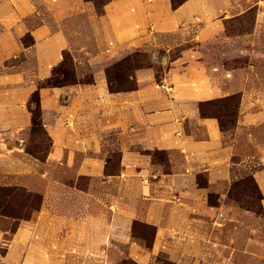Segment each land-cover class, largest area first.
<instances>
[{
	"label": "crops",
	"instance_id": "obj_1",
	"mask_svg": "<svg viewBox=\"0 0 264 264\" xmlns=\"http://www.w3.org/2000/svg\"><path fill=\"white\" fill-rule=\"evenodd\" d=\"M247 2L186 0L175 7L171 0H111L97 15L85 0H1L0 187H24L29 180L22 141L31 126L26 104L36 91L52 144L57 143L58 124L69 132L60 144L69 153V163L81 159L79 168L74 166L79 176H100L103 157L118 153L121 170L112 178L135 181L132 193L142 196L145 206L128 212L131 224L136 220L153 227L154 236L149 247L132 238L127 242V256L133 263L160 264L158 257L165 256L171 264H264L263 236H247L242 248L235 246L233 230L239 224L227 218L234 208L225 202L233 178L231 160L240 154L239 136L247 127L264 125V108L252 111L238 91L241 105L239 101L229 131L222 129L219 119L201 112L202 105L238 94L236 72H229L234 76L225 81L219 68L207 69L201 51L223 33V21ZM40 6L50 11L51 22H46ZM89 29L97 36L96 50L95 45L91 49L72 38ZM27 34L32 39L29 46L22 43ZM191 43L193 48L185 47ZM176 48L181 50L171 58L168 53ZM137 50L147 54L152 67L133 71V88L111 91L105 66L102 71L95 67ZM65 51L72 54L77 70L86 65L92 84L34 89L31 85L52 76ZM157 65L166 67L160 80ZM154 152L167 156L166 169ZM261 152V167L252 177L264 216ZM58 153L56 149L50 153L49 161ZM199 175L206 180L203 187L197 184ZM209 194L217 195V204L208 203ZM115 208L118 216L122 209ZM261 222L258 231L264 229ZM23 230L19 225L9 239L0 230V264H9L15 236Z\"/></svg>",
	"mask_w": 264,
	"mask_h": 264
},
{
	"label": "rangeland",
	"instance_id": "obj_2",
	"mask_svg": "<svg viewBox=\"0 0 264 264\" xmlns=\"http://www.w3.org/2000/svg\"><path fill=\"white\" fill-rule=\"evenodd\" d=\"M107 1H91L95 14H102V4ZM184 1L186 0H171V3L176 7ZM256 1L259 0H248L247 4L238 8L234 16L225 19L223 33L217 35L208 50L201 51V60L208 63L207 69L219 68V75L225 76V81H231L234 76L229 72H236L238 84L234 87V92H243L252 111L264 108V0H261L259 7H253ZM39 9L47 15L46 22H51L50 11L45 6H40ZM83 28L87 31V25ZM91 32L93 31L89 29L86 34L72 38L79 41V45L91 46V49L95 45L96 50L94 40L97 36ZM22 43L29 46L32 43L31 37L25 35ZM193 46L195 45L192 43L185 45ZM180 50L181 48H176L168 55L172 58ZM22 59L23 55L19 60ZM10 63L12 62H7ZM103 66L111 91L129 88L131 75L138 67H152L147 54L138 50L117 62L112 58L105 65L98 64L95 68L102 71ZM155 69L157 79L160 80L166 67L157 65ZM78 73L86 75L79 78L81 76ZM91 75L85 64L77 70L72 54L65 51L61 63L53 68L50 82L47 79L31 86L37 90L52 89L49 86L53 85L56 86L53 88H62L71 85L75 79L82 82L88 78L90 81ZM240 92L202 105V114L216 117L222 129L229 131L235 125L239 101L241 105ZM36 94V91L31 94L26 104L31 126L25 131L22 141L27 171L30 172L27 175L29 180L24 183V187H0V230L6 231V238L9 239L19 225L24 229L23 233L15 236L16 242L10 253L9 264H135L127 256V242L132 238L149 247L154 236L153 227L136 220L131 224V210H139L145 206L142 196L136 197L132 193L136 187L135 181L130 178H112L121 170L118 153L103 157L104 169L100 176H79L80 171H75L74 166L78 169L81 159H74V165L69 163V153H64L60 144V139L65 142L69 132L62 124H58L55 127L57 143L52 144L53 140L43 127L41 106L39 105V112L36 109ZM35 115L40 126L32 127ZM48 120L53 121L52 117ZM247 135H250V140ZM238 142L240 154L231 160L233 165L229 169L233 172V178L229 183L225 202L234 208L226 215L234 224H239V228L233 230V235L237 236L235 246L242 248L247 236L264 237V229L258 231V223L261 222L259 218L264 225L261 196L252 177L263 161L259 159L263 155L261 151H264V125L247 127L239 136ZM55 149L59 153L49 161L50 153H54ZM153 156L158 162H164L166 169L167 156L161 152H154ZM205 181L203 175L197 177L199 187L205 186ZM144 184L147 185V179ZM118 197L121 199L117 200ZM216 200L215 194L207 196L211 205L217 204ZM116 206L122 209L118 216L115 215ZM165 258L158 257L160 264H171Z\"/></svg>",
	"mask_w": 264,
	"mask_h": 264
},
{
	"label": "trees",
	"instance_id": "obj_3",
	"mask_svg": "<svg viewBox=\"0 0 264 264\" xmlns=\"http://www.w3.org/2000/svg\"><path fill=\"white\" fill-rule=\"evenodd\" d=\"M85 1H87V2H91L92 0H85ZM111 0H108L106 3H103L102 4V6H104L105 4H107V3H109ZM150 66H145V67H138L137 69H142V68H149ZM131 76H133V74L131 75ZM52 77L53 76H51V78L50 79H48V81L50 82V80L52 79ZM47 81V82H48ZM48 82V83H49ZM78 83H80V84H82V85H89V84H92V79L90 78V81H89V79L87 78V79H85V81L83 80L82 82H80L79 80H74V82H72L71 83V85L72 84H78ZM134 81L132 80V78H131V80H130V87L129 88H133L134 87ZM49 87H56L55 85H53V86H49ZM110 88V87H109ZM129 88H127V89H129ZM35 99H36V102H37V105H36V109L38 110V112H39V110H40V108H39V97H38V95L36 94L35 95ZM35 113H33V115H34ZM37 120L38 119H36V115H35V118L33 119V121H32V127L33 126H37V125H39V124H37L38 122H37ZM40 126V125H39ZM29 196H33L32 194H29ZM35 210H37V209H35ZM17 229V228H16ZM15 229V230H16Z\"/></svg>",
	"mask_w": 264,
	"mask_h": 264
}]
</instances>
